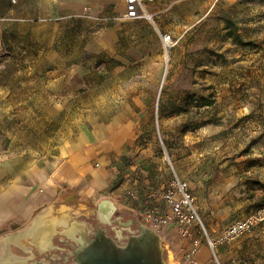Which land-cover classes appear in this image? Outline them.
<instances>
[{"label": "rangeland", "instance_id": "374dc122", "mask_svg": "<svg viewBox=\"0 0 264 264\" xmlns=\"http://www.w3.org/2000/svg\"><path fill=\"white\" fill-rule=\"evenodd\" d=\"M142 3L152 18L127 6L104 25L102 14L66 16L52 7L27 33L35 40L6 44L0 156L44 154L135 97L145 105L146 124L120 185L145 193L184 179L207 231L202 263L264 264V0ZM225 17L254 44L235 42ZM163 33L173 35L172 45ZM247 217L255 220L251 228L223 238ZM98 224L117 239L132 232ZM185 244L178 237L165 242L168 264H183Z\"/></svg>", "mask_w": 264, "mask_h": 264}, {"label": "crops", "instance_id": "0c3cea01", "mask_svg": "<svg viewBox=\"0 0 264 264\" xmlns=\"http://www.w3.org/2000/svg\"><path fill=\"white\" fill-rule=\"evenodd\" d=\"M126 3L0 0V55L6 44L35 40L27 33L52 7L66 16L102 14L116 22ZM100 19L96 17L95 25ZM123 103L44 154L23 149L0 156V241L7 248L0 264H56L67 256L69 242L76 244L82 236L79 231L104 220L123 233L127 222L139 221L140 204L120 181L126 159L138 147L146 108L135 97H125ZM185 242L182 248L187 250L189 241Z\"/></svg>", "mask_w": 264, "mask_h": 264}, {"label": "built area", "instance_id": "2783aa9c", "mask_svg": "<svg viewBox=\"0 0 264 264\" xmlns=\"http://www.w3.org/2000/svg\"><path fill=\"white\" fill-rule=\"evenodd\" d=\"M135 1L126 0L130 14L133 13L132 7ZM140 1L142 2V0ZM143 10L145 15L152 18V14H149L145 7ZM106 22L108 19H104L102 24L104 25ZM162 39L165 45L170 46L174 43L171 33H163ZM130 195L141 202L139 222L157 231L163 237L164 244L177 237L189 241L183 257V264H203L200 258L203 252L202 236L203 231L206 233L207 231L187 181L176 176L160 190L145 193L134 191ZM254 223L253 217L234 221L226 228L223 238H234L251 228ZM210 244L214 247L216 242L210 240Z\"/></svg>", "mask_w": 264, "mask_h": 264}, {"label": "water", "instance_id": "95a60500", "mask_svg": "<svg viewBox=\"0 0 264 264\" xmlns=\"http://www.w3.org/2000/svg\"><path fill=\"white\" fill-rule=\"evenodd\" d=\"M127 226L132 232L123 241L102 224L93 231H79L81 238L58 264H168L164 240L157 231L134 220Z\"/></svg>", "mask_w": 264, "mask_h": 264}, {"label": "trees", "instance_id": "16d2710c", "mask_svg": "<svg viewBox=\"0 0 264 264\" xmlns=\"http://www.w3.org/2000/svg\"><path fill=\"white\" fill-rule=\"evenodd\" d=\"M226 22V29L228 31V35L234 39L235 42L239 43L240 45L247 46L254 44L251 40H245L243 35L240 32V28L238 24L230 17L224 18ZM204 100H207L204 98ZM207 104V103H204Z\"/></svg>", "mask_w": 264, "mask_h": 264}, {"label": "bare ground", "instance_id": "6f19581e", "mask_svg": "<svg viewBox=\"0 0 264 264\" xmlns=\"http://www.w3.org/2000/svg\"><path fill=\"white\" fill-rule=\"evenodd\" d=\"M144 5L142 4V2L140 0H136L133 4V13L135 14H141L143 10ZM5 239V238H4ZM6 245H5V241L1 240L0 241V255H4L6 252Z\"/></svg>", "mask_w": 264, "mask_h": 264}, {"label": "flooded vegetation", "instance_id": "af4514ba", "mask_svg": "<svg viewBox=\"0 0 264 264\" xmlns=\"http://www.w3.org/2000/svg\"><path fill=\"white\" fill-rule=\"evenodd\" d=\"M122 237V236H121ZM118 240L119 241H123L124 239H122V238H118ZM69 246V251H68V253H67V256L70 254V251L72 250V246H73V244H70V245H68ZM60 263V262H59ZM56 264H58V263H56Z\"/></svg>", "mask_w": 264, "mask_h": 264}]
</instances>
